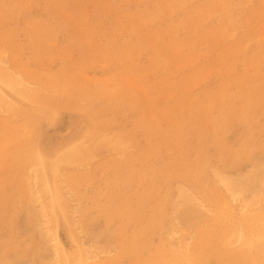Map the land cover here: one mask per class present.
Segmentation results:
<instances>
[{"label":"rangeland","instance_id":"374dc122","mask_svg":"<svg viewBox=\"0 0 264 264\" xmlns=\"http://www.w3.org/2000/svg\"><path fill=\"white\" fill-rule=\"evenodd\" d=\"M0 74V264H264V0H0Z\"/></svg>","mask_w":264,"mask_h":264},{"label":"bare ground","instance_id":"6f19581e","mask_svg":"<svg viewBox=\"0 0 264 264\" xmlns=\"http://www.w3.org/2000/svg\"><path fill=\"white\" fill-rule=\"evenodd\" d=\"M0 75L2 76V74H0ZM3 76L6 77V75H3ZM7 78H8V77H7ZM4 79H5V78H4ZM0 81H2L3 83H5V85L10 86L11 89H13V90H14V88H17V87H19V86L22 87L21 84L24 82V81H20V82H18L19 85L17 86V84H15L13 81H11V80H9V79H8V81L5 82V81L1 78ZM0 95H1V94H0ZM73 155H74V153H73ZM71 156H72V155H71ZM73 157H74V156H73ZM68 158H69V157H68ZM69 160H70V158H69ZM258 175H259V174H258ZM258 175H257V176H258ZM252 178H253V177H252ZM256 179H257V178H256ZM251 181H252V180H251ZM231 185H232V184H231ZM180 191H181V190H180ZM181 193H183V192H181ZM184 193H185V192H184ZM184 195L187 196V197H185ZM184 195H183V196H184V197H183V201H184V198H185V201H187L186 203H191V202H192V199H191L192 196H191L190 194L188 195V193H187V194H184ZM188 196L190 197L191 201L188 199V198H189ZM192 198H193V197H192ZM186 199H188V200H186ZM193 199H194V198H193ZM188 201H190V202H188ZM192 203H193V202H192ZM192 203H191V205H192ZM176 204H177V203H176ZM178 204H179V203H178ZM184 204H185V203H184ZM181 205H182V209H183V203H182V202H180V206H181ZM186 205H187V204H186ZM175 206H176V205H175ZM180 206H179V207H180ZM173 207H174V206H173ZM177 207H178V206H177ZM192 207H193V206H192ZM173 209H174V208H173ZM176 209H177V208L175 207L174 210H176ZM182 209H181V210H182ZM174 210H173V211H174ZM178 210H179V208H178ZM178 210H177V211H178ZM184 210H185V209H184ZM188 210H189V209H188ZM190 210H191V207H190ZM190 210H189V211H190ZM192 210H193V209H192ZM192 210H191V212H192ZM196 210H197V209H196ZM196 210H195V211H196ZM177 211H175V212H177ZM179 211H180V210H179ZM189 211H188V212H189ZM193 211H194V210H193ZM195 211H194V213H195ZM175 212H174V214H175ZM191 212H190V213H191ZM181 213H182V214H181ZM181 213H180V214H181L182 216H183V215H188V214H186V212H185L184 214H183V212H181ZM197 214H198V213H197ZM201 214H202V213H201ZM176 215H177V214H176ZM182 216H181V219H182V218H185V217H186V218H187V217L189 218V216H190V217L192 216V217H191L192 219L194 218V217H193L194 215H192V214H191V215H188V216H185V217H182ZM197 216H199V215H197ZM179 217H180V216H179ZM188 218H187V219H188ZM200 218H201V216H200ZM200 218L198 217V219H200ZM195 219H196V217H195ZM182 220H183V219H182ZM182 220H181V221H182ZM181 221H180V222H181ZM185 221H187V220L185 219ZM188 221H189V219H188ZM188 221H187V222H188ZM183 222H184V221H183ZM262 234H263V233H262ZM263 235H264V234H263ZM261 239H262V238H261ZM259 240H260V238H259ZM253 243H254V242H253ZM253 246H254V245H253ZM251 248H252V247H251ZM7 261H8V260H7ZM9 262H10V261H9ZM9 264H10V263H9Z\"/></svg>","mask_w":264,"mask_h":264}]
</instances>
